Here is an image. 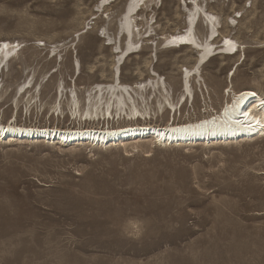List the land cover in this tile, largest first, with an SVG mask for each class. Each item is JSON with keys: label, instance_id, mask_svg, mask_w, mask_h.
<instances>
[{"label": "rangeland", "instance_id": "rangeland-1", "mask_svg": "<svg viewBox=\"0 0 264 264\" xmlns=\"http://www.w3.org/2000/svg\"><path fill=\"white\" fill-rule=\"evenodd\" d=\"M130 1L108 0L112 3L104 12L98 7L101 0H0V38L24 44L17 46L24 47L20 58L0 77L4 89L0 121L12 122L17 115L21 124H74L67 95L76 86L83 100L93 84L112 79L122 51L114 49L122 41L120 17ZM187 2L189 9L184 0H153L147 5L142 1L140 28L145 31L153 25L160 33L196 23V31L201 15L199 41H213L218 33L215 45L222 46L223 34L231 32L243 43L234 87H260L264 92V0H198L202 10L193 23L195 4ZM211 7L222 22L220 33L211 32L206 15ZM227 16H238L228 19L230 27L225 26ZM100 29L110 33L108 40L95 39ZM82 30L87 32L81 35ZM143 52L122 65L124 81L148 77L145 67L154 52ZM196 54L184 48L163 50L153 57V65L167 80L176 81L195 64ZM238 59L239 55L230 59L218 55L203 74L225 82ZM31 78L37 97L31 103L30 95L19 101L22 85ZM59 85L66 89L64 97L57 98H62L65 118L58 119L50 107ZM195 90V108L188 103L177 108L179 114L168 112L164 117L152 111L153 120H148L162 125L169 119L195 120L221 109L227 100L225 89L214 103L217 108L208 107L205 88ZM117 119L110 125L125 124ZM107 121L101 119V125ZM94 123L99 124L97 119ZM4 139L0 264H264V139L216 148L152 144L130 152L36 142L4 145L8 138Z\"/></svg>", "mask_w": 264, "mask_h": 264}, {"label": "bare ground", "instance_id": "bare-ground-1", "mask_svg": "<svg viewBox=\"0 0 264 264\" xmlns=\"http://www.w3.org/2000/svg\"><path fill=\"white\" fill-rule=\"evenodd\" d=\"M142 1L144 2L143 5H147L153 0H131L129 6H127L128 8H126L120 17L122 41L121 45H116L114 49L121 48L122 51L119 54L118 61H115L116 65L112 72V79L93 84L95 86L92 85V88L86 90V92H89V95H84L83 100H81L76 86L74 90H71V95H67V105L70 108L71 115L75 116L74 120L76 122H74V124H70L69 122V125L66 126L47 124L28 125L19 123L16 115L15 120L12 122L4 123L3 120L0 121V140L8 138V140L4 142V145H12L14 142H36L48 145L57 144L58 146L60 145V148L88 146L91 148H98V150L122 148L124 151L130 152L138 148H150L152 144L160 148L190 146L194 148V145L204 148H216L224 145L248 142L255 143L264 139V136L259 134L252 135V138H250V134L260 131L264 132V92L260 87L254 88L250 86L237 90L233 85L237 77L238 66L241 64L240 61L243 57V53H245V49L242 47L243 43L234 36H231V32H225L223 34L225 44L222 46H215V43H217L216 40L199 41L197 35L198 28L202 24L200 15L202 6L198 0H192L195 4L194 10L191 12L192 23L196 17L200 15L195 33H190L189 30H186L187 27H185V30L163 31L159 33L153 25L150 26L149 30L142 31V28H140L141 23H139V19L137 18L143 9L141 6L137 11ZM161 1L164 2V0ZM184 1L186 7L189 9L187 0ZM111 3H109L108 0H101L98 7L101 9L103 6V11L105 12V9L111 6ZM251 7L252 9L254 8L253 5ZM252 9H249V11ZM242 10L243 9L236 12L240 13ZM245 13L246 12L242 13L239 17L242 18ZM206 15L211 25L210 29L212 34L215 32L220 33L218 25H221L222 22L213 7L210 8V14L208 15L206 13ZM229 18L235 21L238 16H227L225 22L226 27H230L228 22ZM158 21H155V24ZM238 24H240V21L237 25ZM209 31L208 26L207 34ZM85 32L82 30L80 34L82 35ZM109 35L110 33L108 31L100 29L94 36L95 39H107ZM186 40L196 42V45L201 49H195L192 46L185 45L184 42ZM39 41L43 40L39 39ZM14 43H16V41H11L10 38H0V77L4 73L5 68L9 67L16 59H19L24 52V47H17L21 45L20 42H18L19 44L17 45ZM165 43H170L168 45L174 44L176 46L166 47L168 45L164 46ZM237 46L239 50L234 55L218 54L223 57H229V59L239 55L237 68L232 73L230 72L233 68L230 70L227 75V80L225 82L223 80H218L217 76L208 79L205 78L203 68L218 56L217 54L212 55L214 47L215 50L225 48L226 51L231 52L230 50ZM240 47H242L243 53ZM183 48L187 49L189 52L196 50L195 64L191 68L184 67L185 69L181 74L182 76L176 81L167 80L166 77H163L158 72L156 66L153 65V57L157 58L159 52H163V50H178ZM147 49L154 52V55L151 54L150 64L145 67L148 77L134 82L124 81L122 65H125L132 55H142L140 53ZM5 55L6 57L12 55V57L9 59L4 58ZM56 55L57 54L54 56ZM245 58L246 56L244 55L243 61ZM75 64H79L78 58H76ZM26 82L27 85H25ZM26 82L21 87L22 93L18 100H24L26 95H30L27 102L31 103L32 100L37 97L32 94L33 90L36 89V85L33 83L34 78ZM26 86L27 88L25 89ZM195 86H200L202 91L205 88L207 91L209 101H207L205 93L204 101L208 107L217 108L214 103L217 99L224 96L226 93L225 89H228L227 92L233 90L234 96L232 100L227 99L221 109L212 113L210 112L207 115L197 116L199 118L195 120L172 119L173 121H171V119H169L167 123L163 125L153 124L148 120V118L153 120L152 111L155 115L158 114L157 116L162 117L168 112H171L169 111L168 105L175 109V114H177V108L180 105V109L187 106L193 94L194 99L192 101V106L195 108L197 105ZM65 89L66 85H64V87L63 85L62 87L59 85L58 91H56V100L53 102L54 105L50 107L54 109L52 116H55L57 111L58 119L61 117L60 115L65 118L63 115L62 98L60 101L57 99L60 95L64 97ZM3 94L4 89L0 81V106L3 102ZM150 95H153L151 101H149ZM10 96L17 97V94L12 93ZM256 100H259V102L257 103ZM245 101L246 103L252 102L251 108L248 111L244 109L242 111V107H240ZM258 104H260V106H258ZM59 109L60 111L58 112ZM240 109L242 112L239 115L238 112ZM160 111L162 112L161 115L159 113ZM68 116L70 119V114ZM116 118H118V122L123 120L125 124H121V122L120 124L118 123L117 126L110 125V120L112 119V121H114ZM96 119L98 120V125L94 123ZM101 119L108 120V124L101 125ZM91 122H93V124ZM1 136H3V138ZM52 139H54L53 142H51ZM144 142H149V144Z\"/></svg>", "mask_w": 264, "mask_h": 264}]
</instances>
